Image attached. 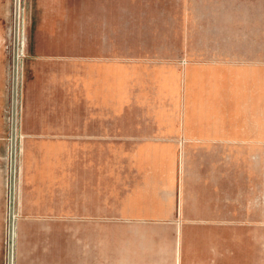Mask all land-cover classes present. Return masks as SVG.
Listing matches in <instances>:
<instances>
[{
	"label": "crops",
	"instance_id": "obj_1",
	"mask_svg": "<svg viewBox=\"0 0 264 264\" xmlns=\"http://www.w3.org/2000/svg\"><path fill=\"white\" fill-rule=\"evenodd\" d=\"M261 8L251 0H25L16 264H109V180L145 196V211H162L146 215L156 225H241L202 212L236 203V179H252L237 176V162L264 161V122L246 118L264 116ZM10 9L0 0V264ZM184 237H168L162 249L119 247L115 264H211V252L188 250Z\"/></svg>",
	"mask_w": 264,
	"mask_h": 264
},
{
	"label": "rangeland",
	"instance_id": "obj_2",
	"mask_svg": "<svg viewBox=\"0 0 264 264\" xmlns=\"http://www.w3.org/2000/svg\"><path fill=\"white\" fill-rule=\"evenodd\" d=\"M252 4H261L264 13V0H251ZM21 14H25V0H21ZM17 0H11L10 22L15 14ZM24 42V29H23ZM259 108V107H258ZM264 110V106L262 107ZM250 121L264 122V116L253 114ZM248 121V120H246ZM257 133L259 137L260 132ZM264 136V132H262ZM231 169V168H230ZM237 176L252 179H236V203L220 204L218 211H205L214 218L235 219L241 225L209 227H174L156 225L159 221L147 219L146 215H160L162 211H145L149 207L147 198L138 192L130 193L128 188L115 187L114 180L108 186V252L109 264H115V252L123 247L134 246L135 249H147L156 246L162 249L168 237L185 236L187 249L207 256L211 252V264H264V161L261 163L237 162ZM260 171L263 178L259 177ZM256 183L250 187L249 183ZM261 183V187H260ZM152 206H157L153 204ZM217 206V204H216ZM234 207V209H232ZM229 208V209H227ZM205 262L207 260H204Z\"/></svg>",
	"mask_w": 264,
	"mask_h": 264
},
{
	"label": "built area",
	"instance_id": "obj_3",
	"mask_svg": "<svg viewBox=\"0 0 264 264\" xmlns=\"http://www.w3.org/2000/svg\"><path fill=\"white\" fill-rule=\"evenodd\" d=\"M21 0H17L15 14L6 41V52L9 59L8 86L9 101L6 109L8 132L6 137L5 156V236L3 264H16L18 224L21 217V195L23 186V158L25 136L22 132L23 119V64L27 58L23 42V14Z\"/></svg>",
	"mask_w": 264,
	"mask_h": 264
}]
</instances>
